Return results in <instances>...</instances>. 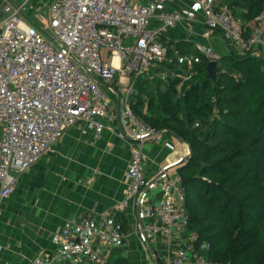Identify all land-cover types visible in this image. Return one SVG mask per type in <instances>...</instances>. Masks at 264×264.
Listing matches in <instances>:
<instances>
[{"label": "built area", "instance_id": "2783aa9c", "mask_svg": "<svg viewBox=\"0 0 264 264\" xmlns=\"http://www.w3.org/2000/svg\"><path fill=\"white\" fill-rule=\"evenodd\" d=\"M31 0H5L0 6V202L15 187L17 175L27 171L70 127L85 120L100 137L110 92L120 95L128 126L122 136L130 148L127 190L118 208L133 203L134 231L146 248L160 238L176 249L162 256V264H230L196 250V232H189L186 193L179 166L187 155L168 161L151 177L145 173L147 141L161 142L166 129L138 119L131 108L135 79L164 61L167 48L160 34L183 20L181 11L168 10L170 0H41L37 17L46 29L28 24ZM199 6L203 22L218 30L239 55L260 56L264 47V8L248 22L216 0H190ZM159 18L162 28H153ZM218 61L211 45L197 43ZM192 66L193 56L182 55ZM192 73L184 75L190 78ZM107 86V90L101 85ZM199 125V122L195 124ZM187 154L189 152L186 144ZM54 254L37 256L33 264H106L116 247L127 244L120 226L82 218L64 227ZM147 264H157L150 257Z\"/></svg>", "mask_w": 264, "mask_h": 264}, {"label": "trees", "instance_id": "16d2710c", "mask_svg": "<svg viewBox=\"0 0 264 264\" xmlns=\"http://www.w3.org/2000/svg\"><path fill=\"white\" fill-rule=\"evenodd\" d=\"M228 2L232 14L248 22L264 8V0ZM160 40L167 47L166 59L152 74L135 79L131 108L138 119L192 147V156L178 170L188 231L198 234L196 250L215 261L264 264V62L251 52L239 55L229 45L212 80L207 76L210 59L194 41ZM176 51L190 53L194 67L184 60L174 63ZM160 70L167 77L159 76ZM183 71L192 73L189 79ZM118 220L126 231L125 217ZM106 264L129 263L114 249Z\"/></svg>", "mask_w": 264, "mask_h": 264}, {"label": "crops", "instance_id": "0c3cea01", "mask_svg": "<svg viewBox=\"0 0 264 264\" xmlns=\"http://www.w3.org/2000/svg\"><path fill=\"white\" fill-rule=\"evenodd\" d=\"M38 1L39 6L41 0ZM216 4L229 7L228 0H216ZM166 8L181 11L183 20L162 31L160 38L169 42L189 40L196 43L198 40L213 46L222 40L221 32L206 27L196 3L170 0ZM152 27L162 28L163 22L155 17ZM173 54L174 57L180 55L177 51ZM157 65L149 71L159 68ZM157 74L161 76L164 72L160 70ZM184 74L183 71L182 76ZM104 89L107 90L106 85ZM109 95L113 100L108 104L109 114L100 118L105 125L100 137H96L87 121L80 120L67 129L34 165L17 175L14 189L0 202V264H33L37 256L54 254L59 247L61 230L82 218H89L93 223L107 219L120 226L118 217L124 216L127 244L115 249L121 251L129 264H147L150 257L162 261L164 253L176 249L174 243L160 238L151 248H146L133 228V203L118 208L128 186L125 173L131 154L129 144L122 136L128 121L123 117L119 92ZM144 153L145 173L151 177L166 162L187 155V148L185 142L167 131L161 142L147 141Z\"/></svg>", "mask_w": 264, "mask_h": 264}, {"label": "rangeland", "instance_id": "374dc122", "mask_svg": "<svg viewBox=\"0 0 264 264\" xmlns=\"http://www.w3.org/2000/svg\"><path fill=\"white\" fill-rule=\"evenodd\" d=\"M4 1L5 0H3L2 2H1V5L4 3ZM18 1H20V0H18ZM37 7H38V4H33V0L32 1H30L28 4H27V6H26V12L31 16V18L30 17H28V19H26V22L28 23V24H31V25H35L37 28H39V27H41L42 29H46V22H49V18H48V13L47 12H45V11H42L43 13H44V15H45V19H43V20H41V19H39L38 17H37V14L36 13H38V9H37ZM31 9H33V10H31ZM221 39L222 40H220V41H218L219 42V44L217 45V46H213V44L211 45L212 46V48H213V50L217 53V54H219V55H222L223 53H225V52H227L228 50H229V48L230 47H228V44H227V42H226V39L223 37V36H221ZM197 43H201L200 41H196ZM204 44H208V43H204ZM164 46L166 47V45L164 44ZM167 48V47H166ZM252 53V52H251ZM259 54H260V56H261V58H262V60H263V62H264V47L263 48H261V49H259ZM180 56V58L179 57H174L173 58V61H174V63H176V64H178L177 62H179L180 60H182L183 59V57H182V55H179ZM255 56V55H254ZM194 61L192 62V66H191V68H193L194 67ZM188 65V67L190 68V65L189 64H187ZM157 66H159V65H157ZM226 67H227V65H225V67H224V69H226ZM229 69V68H228ZM150 72V71H149ZM164 72V71H163ZM148 73V72H147ZM174 75H176L177 76V74L176 73H173ZM181 75H182V73H180ZM163 75V74H162ZM167 71H165L164 72V76L163 77H167ZM109 94V93H108ZM112 99V98H111ZM113 100V99H112ZM168 131V130H167ZM187 144V143H186ZM188 145V144H187ZM189 149V148H188ZM185 159V158H184ZM183 162H184V160H183ZM182 162V163H183ZM181 163V164H182Z\"/></svg>", "mask_w": 264, "mask_h": 264}, {"label": "water", "instance_id": "95a60500", "mask_svg": "<svg viewBox=\"0 0 264 264\" xmlns=\"http://www.w3.org/2000/svg\"><path fill=\"white\" fill-rule=\"evenodd\" d=\"M217 68H218L217 61L216 60H211L209 65H208V67H207V71H208L207 76L210 79L214 80L216 78ZM101 85L103 87H105V84L101 83ZM188 148H189V152H188L187 156L185 157L184 161L188 160L192 156V147L189 144H188ZM155 260L157 262V258H155Z\"/></svg>", "mask_w": 264, "mask_h": 264}]
</instances>
